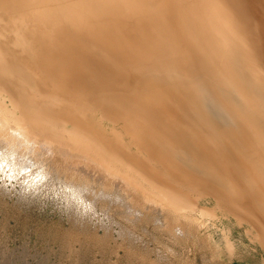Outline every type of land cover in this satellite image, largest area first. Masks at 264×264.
I'll return each mask as SVG.
<instances>
[{"label":"bare ground","instance_id":"obj_1","mask_svg":"<svg viewBox=\"0 0 264 264\" xmlns=\"http://www.w3.org/2000/svg\"><path fill=\"white\" fill-rule=\"evenodd\" d=\"M49 164L97 245L196 264L231 220L264 250V0H0V180Z\"/></svg>","mask_w":264,"mask_h":264},{"label":"rangeland","instance_id":"obj_2","mask_svg":"<svg viewBox=\"0 0 264 264\" xmlns=\"http://www.w3.org/2000/svg\"><path fill=\"white\" fill-rule=\"evenodd\" d=\"M53 169H55L53 165L49 164V174L54 179V182L57 184V179L59 178L64 184L65 175L61 172V174L64 175V177H62V175L60 176V171L56 172ZM60 187L61 186L58 184L53 186L49 185L43 188L40 193L28 195L24 194L23 188H21L19 185H16L15 183H12L11 185L8 180L4 182L0 180V264H140L138 262L145 264L141 260V257H148L146 254H149H144L145 251L143 253V250L145 249H143L142 246H140L141 249L137 248V250L139 249L138 252L137 250L135 252V248L118 249V247H120L121 241L118 239L116 241L110 237L107 238L108 241H106L107 243L110 241V245L107 243L97 245L95 238L93 237V233L95 231L92 232L91 229H93L94 226L96 229V224L98 225L101 220L104 219V217L101 215V212L98 211L99 216H97V214L95 215L92 211H89V213L91 212L89 215L87 212L88 210L79 212L72 210V214L68 215V211L70 209V202L67 200L68 192L65 193L67 189L64 188V185L61 188ZM8 194H10V198L7 197ZM5 195L7 196L5 197ZM3 200H5V202ZM201 203L203 206H213L211 201L204 200ZM77 216L81 217L77 218ZM70 217H74V223L72 220L73 218L71 219ZM85 219V222H87L86 224L89 223L86 226V230L85 227H83L86 224H82L85 223ZM112 223L110 222V225L113 227L114 223ZM108 224V221L104 220L103 225L110 226ZM75 225H77V227L74 228L73 226ZM88 226L90 229H88ZM222 227H226L227 232H230L228 235V241L233 245L234 251L232 253V257H230L229 254L223 250V245L220 246L221 248L219 251H217V253L214 252V249L219 246V240L217 237L215 238L213 236V230L211 229L209 230L210 232L208 231L198 235V238L200 240L203 239L202 241L204 244H209V247L213 248V250L210 249L208 252L207 250L201 252L197 251V254H195L198 263L196 264H201L199 260H201L203 255L209 257L213 254L214 258L217 257L215 260H221L222 264H264V250L259 246L260 244L253 242V239L246 234L248 230L246 226H236L235 221L225 220ZM81 228L84 229L81 230ZM87 229L88 233H86ZM82 231L86 232L84 233ZM86 234H89V236H85ZM85 237H87V241ZM92 237L94 239H92ZM137 237V239L141 241L143 240L142 242L139 241L141 244H145L148 239L147 236L142 235L141 233H139ZM112 240L113 242H116L113 243ZM136 253H139V255ZM169 256L172 255L170 254ZM154 259L155 258H152V260ZM147 260L149 261V257ZM170 263L172 264V262Z\"/></svg>","mask_w":264,"mask_h":264}]
</instances>
